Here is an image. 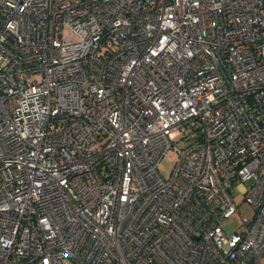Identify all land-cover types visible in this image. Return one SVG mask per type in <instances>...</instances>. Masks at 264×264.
I'll return each instance as SVG.
<instances>
[{
	"label": "built area",
	"instance_id": "1",
	"mask_svg": "<svg viewBox=\"0 0 264 264\" xmlns=\"http://www.w3.org/2000/svg\"><path fill=\"white\" fill-rule=\"evenodd\" d=\"M66 259L261 264L264 0H0V264Z\"/></svg>",
	"mask_w": 264,
	"mask_h": 264
},
{
	"label": "rangeland",
	"instance_id": "2",
	"mask_svg": "<svg viewBox=\"0 0 264 264\" xmlns=\"http://www.w3.org/2000/svg\"><path fill=\"white\" fill-rule=\"evenodd\" d=\"M186 146V143L179 141L173 145L168 152L163 156L162 160L158 166V172L160 176L167 179L172 171L173 165L177 159L178 152L181 148ZM230 192L233 196L234 202L236 204V211L229 218L225 219L222 223L223 227H226L228 232L238 231L241 227L242 219H251L254 210L243 200V196L238 193L235 185H232ZM64 264H73L70 260H64ZM264 264V260L261 261Z\"/></svg>",
	"mask_w": 264,
	"mask_h": 264
}]
</instances>
